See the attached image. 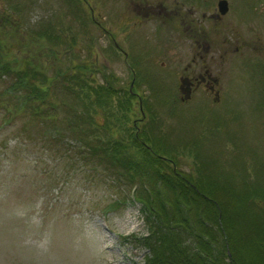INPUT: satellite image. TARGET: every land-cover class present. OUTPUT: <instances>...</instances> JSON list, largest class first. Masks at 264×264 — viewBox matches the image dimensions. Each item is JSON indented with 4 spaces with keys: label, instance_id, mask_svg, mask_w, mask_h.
<instances>
[{
    "label": "rangeland",
    "instance_id": "obj_1",
    "mask_svg": "<svg viewBox=\"0 0 264 264\" xmlns=\"http://www.w3.org/2000/svg\"><path fill=\"white\" fill-rule=\"evenodd\" d=\"M196 1L0 0L10 59H33L48 78L67 70L85 90L107 82L116 91L108 106L87 105L58 75L56 121L42 122L20 108L19 91L7 92L12 79H0V264H142L148 228L133 185L101 152L82 157L90 146L110 150L108 139L147 127L151 141L174 151L181 173L228 187L250 180L264 191V65L255 64L264 62V0H223L231 11L217 22L199 19L217 0H200L190 13ZM43 30L59 38L57 51L24 38ZM198 55L218 77V98L200 87L186 100L177 88L179 76L201 70L192 64ZM131 84L125 120L120 102ZM139 101L151 108L146 118Z\"/></svg>",
    "mask_w": 264,
    "mask_h": 264
},
{
    "label": "trees",
    "instance_id": "obj_2",
    "mask_svg": "<svg viewBox=\"0 0 264 264\" xmlns=\"http://www.w3.org/2000/svg\"><path fill=\"white\" fill-rule=\"evenodd\" d=\"M6 26L4 21V30ZM39 33L50 37V41L42 42ZM39 33L24 38L57 51L53 41L54 38L59 41V38L48 36L47 30ZM17 43L23 47L18 40ZM11 45L0 39V79H12L7 92L19 91L20 108L28 109L42 122L56 121L57 104L52 88L59 76L65 80L64 85L78 89L75 99L81 98L85 103L89 101L90 104L95 102L98 106H108L107 101L116 93L107 82L106 87L99 85L98 88L85 90L79 85L78 78L73 74L69 76L67 70L60 73L55 69V74L48 78L44 74L45 68L40 64H31L33 59H10ZM56 51L49 50L54 53L52 56L56 55ZM122 91L126 95L123 96L125 104L120 102V109L126 110L123 111V118L128 120L130 114L127 111L132 107L129 104L132 99L128 98L131 92L129 88ZM142 110L146 114L151 108L143 105ZM149 119L154 120V116ZM147 129L137 134L129 132L126 138L108 139L110 150L89 145L90 152L82 157L85 163L101 152L102 162H109L120 169L118 175L133 185L134 189L130 190L140 204L141 215L148 228V235L140 240L148 250L142 264H264L262 188L250 180L242 181L240 187H228L217 184L203 173L195 176L191 175L192 172L187 175L181 173L175 168L177 158L172 156L174 151H168L164 143L151 141L147 133L152 132ZM74 138L81 142L80 137ZM151 145L163 150L164 158L150 152ZM134 183H139V186Z\"/></svg>",
    "mask_w": 264,
    "mask_h": 264
},
{
    "label": "flooded vegetation",
    "instance_id": "obj_3",
    "mask_svg": "<svg viewBox=\"0 0 264 264\" xmlns=\"http://www.w3.org/2000/svg\"><path fill=\"white\" fill-rule=\"evenodd\" d=\"M199 1L200 0L194 2L193 4H190L189 8H186V9L189 10L190 13L196 12V11L199 12V8H198V4L200 3ZM219 1L220 0H217L216 7L213 6L212 7L213 9H209L210 7L207 9H204V12H201V15H200L201 17L199 19L204 20L208 17V20H213L214 22H217L218 20L222 19L223 15H220L218 13V8H217ZM205 2H207V0H204V3ZM182 5L184 6V4H181V6ZM203 6L208 7L207 5H203ZM149 10H153V9L150 8ZM260 10H262V8ZM229 11H231L230 3L227 2V12H229ZM188 25L195 26L193 23H190ZM113 44L116 47V49L119 50V52L123 53L121 47L118 45V43L114 39H113ZM195 46L197 48H199L200 44L197 43V44H195ZM207 48H208V45H207ZM236 51H237V48H236ZM124 55L126 57V53ZM203 57H204L203 55H198V58L195 57V59H192V64L194 66H196V65L199 66L201 68L200 71H198L196 69L191 74L179 76V87H177V88L179 89V91L182 94L186 95L187 99H190L191 96L194 95V93L197 90H199L200 87L204 89V91L207 93V95H208V93L209 94L211 93L214 96H216V98H218L219 92L216 90V88L218 86V81H217L218 77L211 76L210 71L206 67L202 66V65H204V61H205V59ZM196 58H197V61H196ZM257 63H259V65H264V62H262V61H255V64H257ZM160 65L162 67L163 63H161ZM129 69L131 70V73H133V69L132 68H129ZM201 92H203V91H201Z\"/></svg>",
    "mask_w": 264,
    "mask_h": 264
},
{
    "label": "water",
    "instance_id": "obj_4",
    "mask_svg": "<svg viewBox=\"0 0 264 264\" xmlns=\"http://www.w3.org/2000/svg\"><path fill=\"white\" fill-rule=\"evenodd\" d=\"M219 13L224 14L227 11V5L226 2L220 1L218 4Z\"/></svg>",
    "mask_w": 264,
    "mask_h": 264
}]
</instances>
